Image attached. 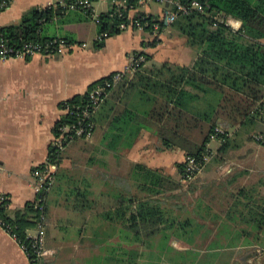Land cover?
<instances>
[{
    "label": "crops",
    "instance_id": "crops-1",
    "mask_svg": "<svg viewBox=\"0 0 264 264\" xmlns=\"http://www.w3.org/2000/svg\"><path fill=\"white\" fill-rule=\"evenodd\" d=\"M57 3L62 0H7V7L0 10V29L19 24L22 16L32 9H44ZM151 3L155 4L146 0L138 11L160 21L164 7L154 13L150 10ZM110 8L109 0H98L92 5L90 20L54 21L44 25L47 38L70 43L68 50L59 55L0 61V197L8 201L9 211L22 210L37 198L32 173L47 161L48 148L54 140L52 128L63 114L60 103L84 94L91 84L102 78L125 71L135 52L150 57L149 66L146 64L148 68L163 64L189 68L195 61L196 51L185 49V39L176 31L180 49L177 44L175 49L170 43L166 49H160L163 31L154 47L151 46L152 35L136 30H126L101 40L98 18ZM165 27L164 30L169 29V26ZM103 42V47L98 48L97 45ZM158 54L164 56L163 62L151 63ZM208 100L212 102L213 98H206ZM205 106L195 104L202 113L209 110V106ZM104 127L89 140L68 145L58 166V170L93 184L90 191L94 197V212H82L74 207L72 202L76 196L65 199V191L58 190L57 182L44 201V254L38 264H102L92 256L100 255L103 238L87 239L85 235L91 223L101 236H104L106 226L113 225L116 231H126L112 236L116 238L113 240L114 251L110 249V252L118 257L116 264H264V143L255 139L257 136L264 138V127L260 128L261 135L244 127L230 129L227 145L220 151V142H210L207 148L211 155L192 181L191 193L186 192V202L190 201L191 205L172 207L177 220L173 230L167 232L166 237L157 235L143 239L144 242L136 241L128 230V222L115 223L104 217L113 205L112 199L119 193L107 181L117 178L128 181L129 177L132 180L135 164L161 170L136 160V153L140 155L138 158L150 151L162 155L175 153L174 162H165L171 166L183 163L184 153L179 149L158 152V139L146 131L140 132L129 149L118 145L107 151ZM91 154L94 164L105 166L100 173L93 171L98 177L83 176L93 163ZM172 172L163 171L174 181H179L178 170L177 175L175 170ZM184 227L195 230L191 238ZM37 230L38 225L27 235L33 238ZM0 264H30L17 241L1 227Z\"/></svg>",
    "mask_w": 264,
    "mask_h": 264
},
{
    "label": "trees",
    "instance_id": "trees-1",
    "mask_svg": "<svg viewBox=\"0 0 264 264\" xmlns=\"http://www.w3.org/2000/svg\"><path fill=\"white\" fill-rule=\"evenodd\" d=\"M79 1L84 0H62V3L44 9H32L22 16L19 24L1 28L0 38L14 49L28 43L45 45L56 40L45 36L44 25L54 21L66 23L92 19V7L83 8ZM88 1L93 5L98 0ZM117 1L125 6L120 13H115L116 9L111 5L109 12L99 15L101 40L123 32L118 27L122 23L129 24L131 12H135L131 17L144 25V32L149 35H159L166 28L153 15L138 11L146 0ZM178 1L183 5L196 2L203 9L202 12L180 13L168 25L185 39L189 48L196 51L193 65L188 68L163 64L148 68L146 64L150 57L142 52L133 53L132 57L142 56L145 62L109 89L99 106L92 107L90 93L111 81L113 74L91 84L84 94L59 104L63 114L54 124L52 134L55 139L62 138L64 150L78 140H85L74 135L78 109L84 107L92 112L86 121L93 125L92 136L105 125L107 151L118 145L129 149L140 132L146 131L158 139V152L179 149L185 159L191 157L199 161L211 155L207 148L211 140L220 142L218 151L227 145L230 129L244 127L261 135L260 128L264 127V116L259 112L264 107V0ZM71 5L75 8L70 10ZM167 7L174 11L173 7ZM227 18L238 23L237 31L227 26ZM154 25H157L156 32ZM155 40L152 47L157 42ZM66 44L69 46L70 43ZM103 44L99 43L97 47L102 48ZM208 97L213 98L212 102L206 101ZM196 103L199 107L201 103L206 105L205 108L209 106L208 112L196 109ZM67 127L69 132H64L63 128ZM216 129L223 130L224 134L216 133ZM63 152L59 153L57 147L51 145L48 148L47 162L57 166L53 188L58 182L57 188L65 191V199L76 196L72 202L74 207L93 213L94 197L90 191L93 184L58 170ZM176 168L179 181H174L161 170L135 164L132 180L130 177L128 181L113 180L112 186L119 193L112 199L113 205L109 212L103 214L104 217L115 223L128 222V230L136 241L157 235L166 237L177 222L172 207L190 203L182 199L187 196L183 185L191 186L194 181L187 178L185 160ZM41 198L43 195L27 203L22 210L12 212L8 210V201L0 197V224L27 249L31 264L39 261L34 260L32 239L27 232L39 224L41 215L45 216V203H42V210L38 209Z\"/></svg>",
    "mask_w": 264,
    "mask_h": 264
},
{
    "label": "built area",
    "instance_id": "built-area-1",
    "mask_svg": "<svg viewBox=\"0 0 264 264\" xmlns=\"http://www.w3.org/2000/svg\"><path fill=\"white\" fill-rule=\"evenodd\" d=\"M111 2V5L116 9L115 13H120V9L124 8V3L119 2L117 0H109ZM156 4L161 5L164 7L161 13V22L168 26L172 24L175 20L178 14H186L189 11L196 10L198 12H202V7L196 3L192 2L188 5H183L178 0H152ZM78 4L83 8H91L92 5L88 0L79 1ZM167 6H171L174 8V11H171ZM7 7V0H0V10H3ZM74 5H71L69 9H74ZM129 24L122 23L119 25V30L126 31V30H136L139 32H144V25H142L139 21L134 20L133 17L129 16ZM227 26L232 31L238 30V23L232 19L227 18L226 19ZM146 27V26H145ZM154 32L157 30V25L153 26ZM101 37V36H100ZM68 50V45L63 39H56L48 42L45 45L40 44H32L28 43L23 45L19 49H14L12 47H9L5 44V41L0 38V61H7L10 59H17V60H24L26 58L32 57L34 55H44V56H51V55H59L65 51ZM145 62V59L142 56H139L137 58H130L128 67L125 71L114 73L111 77V81L106 82L103 86L96 87L91 93H90V101L93 104L92 107H97L100 105V103L103 100V97L107 94V91L111 89L117 82H119L127 73H131L132 71H135L139 69V66ZM66 111H64L65 113ZM259 112L262 116H264V107L262 109H259ZM90 115H92L91 109H88V107H84L83 109H78L76 118H77V127L74 131V135L77 138L89 140L92 137V130L93 125L91 123H86L87 119L90 118ZM64 132H69L68 127L63 128ZM216 133L218 134H224V131L221 129H216ZM256 141H260L261 143H264V138L262 136H257ZM51 146L57 147V150L59 153L64 151V146L62 145V138L59 137L57 139L54 138V140L51 143ZM207 157L202 158V160L197 161L194 158L187 157L185 159L186 163V172L188 173L187 178L189 180L194 179L202 170L203 165L206 164ZM57 170V166L52 163H48L47 161L42 165L41 167L36 168L33 173L32 177L34 180V189L36 193V197L43 195V198L38 200V203H41L39 210L43 209V205L45 198L47 194H49L53 188L54 182H55V173ZM2 199V198H1ZM3 200V199H2ZM44 219V216L41 215L40 222L38 224V230L37 235L32 239L31 242V251L32 255L35 258V261H39L44 252H43V227H42V221ZM0 227L2 228L1 224ZM3 229V228H2ZM6 231L5 229H3ZM11 236V235H10ZM15 240L16 238L12 236ZM22 250L25 252L27 256V249L20 245ZM28 258V256H27ZM31 264V263H30Z\"/></svg>",
    "mask_w": 264,
    "mask_h": 264
},
{
    "label": "rangeland",
    "instance_id": "rangeland-1",
    "mask_svg": "<svg viewBox=\"0 0 264 264\" xmlns=\"http://www.w3.org/2000/svg\"><path fill=\"white\" fill-rule=\"evenodd\" d=\"M162 7H161V5L160 6H158L156 3L154 4V3H151L150 4V10L152 11V12H154V13H156V11H158L159 9H161ZM170 29V30H169ZM167 28L166 30H168L169 32H167L166 30H163V38H162V46L160 47V49H166V47H168V44L170 43V46L172 45V47H174V45H178V48L180 49V44H179V41H177V40H180V39H176L177 37L178 38H180L179 36H176V38H175V31L173 30V29H171V28ZM153 36V39H157V37H158V34L157 35H152ZM176 40V41H175ZM156 41V40H155ZM163 43H164V45H163ZM159 45H160V43H159ZM175 49H177L176 47H174ZM185 48V47H184ZM185 49H190L188 46L185 48ZM173 50V49H172ZM160 54H158L157 55V58H156V60H152L151 61V63H157V62H163V55L160 57L159 56ZM148 66H149V61H148V64H147ZM82 140H79V142H81ZM217 140H215V139H213V140H211V142H213V143H217V142H219V141H217ZM86 143V142H85ZM88 143V142H87ZM144 144H146V142H144ZM214 145L215 144H212V147H214ZM168 154H164V155H162V154H160V153H158V154H160V155H158L155 151H150V152H147V153H145L144 155H143V157L142 158H138L140 155H138V153H136L135 154V159L136 160H139V161H142V162H144V164L146 165V163H148L150 166H152V167H159L161 170H163V171H165V172H168L169 174H173V170H175V173H176V175H177V168H176V166H171V165H169V164H167V163H165V162H167V161H172V162H174L175 160H176V158L174 157V154L175 153H172V154H170V152H167ZM165 155H167V158H163V157H165ZM89 157H91V159H92V161H93V163L90 165V166H88V169H89V172H85L84 174H83V176L84 175H86V176H91V177H98L99 175H93V171H95L96 170V172H101V170L103 169H105V166H102L100 163H99V165H98V163L96 164H94V155L93 154H91V155H89ZM86 165H87V162L85 163ZM80 167V166H79ZM82 167L84 168V167H86L87 168V166H85V165H82ZM81 170V169H80ZM91 170H92V174H91ZM81 172V171H80ZM109 173H110V171H108ZM111 179H109V182L107 181V183H108V185L110 184V185H112L113 184V181L111 180ZM106 182V181H105ZM192 186V185H191ZM190 185H183V190L184 191H187V192H190L191 191V189L194 187V185L192 186V188H190L191 187ZM191 193V192H190ZM187 197V196H186ZM186 197H183L182 199H184V202H186V200H187V198ZM191 204L189 203V204H187L186 205V207H188V206H190ZM185 207V206H184ZM173 211V213H175L174 212V210H172ZM89 218V215L88 214H86V219H88ZM89 224V223H88ZM107 227V229L106 230H103V235L104 236H101L100 235V233H99V231H95L94 230V225L91 223V224H89V226L86 228V231H85V235H86V237H87V239H95V238H97V239H99V238H103V241H102V249H101V253H100V255L99 256H92V258H98V260H100L101 262H102V264H116L115 262H116V260H117V256L115 255V253L114 254H112L111 252H110V249L112 250V251H114V249H113V246H114V241L113 240H115V238H116V236H114L113 238H112V236L114 235V234H116V233H126V231H121V230H119V231H116V229H115V227L113 226V225H111V226H106ZM109 228V229H108ZM185 229H186V232H187V236L188 237H190L191 236V233H193L194 234V232L193 231H195L193 228H190V227H184ZM91 235V236H90ZM192 237V236H191ZM190 237V238H191ZM108 238H111V240L110 241H107L106 239H108ZM143 242H144V240L143 239H141ZM98 249H100V247H97ZM116 256V257H115Z\"/></svg>",
    "mask_w": 264,
    "mask_h": 264
}]
</instances>
